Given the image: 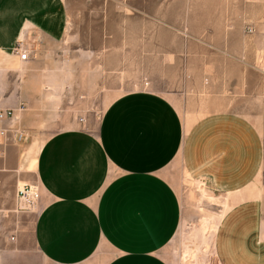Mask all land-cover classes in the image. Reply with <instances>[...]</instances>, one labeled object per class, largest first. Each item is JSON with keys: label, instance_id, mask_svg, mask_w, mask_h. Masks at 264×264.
Segmentation results:
<instances>
[{"label": "crops", "instance_id": "0c3cea01", "mask_svg": "<svg viewBox=\"0 0 264 264\" xmlns=\"http://www.w3.org/2000/svg\"><path fill=\"white\" fill-rule=\"evenodd\" d=\"M131 2L92 0L104 19L93 48L112 54L117 25L144 10ZM70 8L69 0H0V109L13 111L0 146V264H170L163 251L181 228L183 205L165 171L177 160L215 193L229 195L215 239L221 264H264L263 202L254 195L262 145L246 118L218 112L187 127L171 99L140 90L113 100L94 127L84 118L42 143L28 136L25 101L33 100L17 69L27 62L15 47L31 46L32 36L39 49L80 44ZM17 131L27 137L18 140ZM27 184L42 192L35 212L18 209L19 188Z\"/></svg>", "mask_w": 264, "mask_h": 264}, {"label": "rangeland", "instance_id": "374dc122", "mask_svg": "<svg viewBox=\"0 0 264 264\" xmlns=\"http://www.w3.org/2000/svg\"><path fill=\"white\" fill-rule=\"evenodd\" d=\"M69 2L71 33L83 41L39 49L41 42L32 36L29 60L17 63L33 100L31 105L25 101L31 115L22 128L28 136L42 143L80 125L81 118L86 127H94L113 100L140 90L171 99L187 127L210 114L230 112L246 118L260 135L254 195L264 210V0H133L131 6L144 10L117 25L118 41L109 56L102 46H92L104 25L92 0ZM147 15L150 25L144 24ZM152 18L169 24L158 25ZM165 173L183 205L181 228L163 251L165 259L170 264H221L215 239L229 195L215 193L206 178L190 174L178 160ZM41 196L39 187L35 206L26 211L35 212Z\"/></svg>", "mask_w": 264, "mask_h": 264}, {"label": "built area", "instance_id": "2783aa9c", "mask_svg": "<svg viewBox=\"0 0 264 264\" xmlns=\"http://www.w3.org/2000/svg\"><path fill=\"white\" fill-rule=\"evenodd\" d=\"M15 52L19 55L21 61L26 62L29 60L33 50L31 46H28L23 41L19 42L15 47ZM25 108L24 104H21V109ZM13 115L12 110L0 109V146L4 145L8 139L10 128L4 125V121L8 117ZM80 122H84V118L80 119ZM24 138V133L17 131V139ZM39 197V186L36 184H27L19 188L18 192V209L22 211L31 210L35 206V202Z\"/></svg>", "mask_w": 264, "mask_h": 264}, {"label": "bare ground", "instance_id": "6f19581e", "mask_svg": "<svg viewBox=\"0 0 264 264\" xmlns=\"http://www.w3.org/2000/svg\"><path fill=\"white\" fill-rule=\"evenodd\" d=\"M206 239V238H205Z\"/></svg>", "mask_w": 264, "mask_h": 264}]
</instances>
